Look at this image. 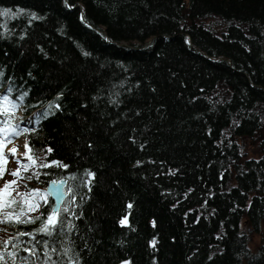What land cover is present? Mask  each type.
I'll use <instances>...</instances> for the list:
<instances>
[{
	"label": "trees",
	"instance_id": "obj_1",
	"mask_svg": "<svg viewBox=\"0 0 264 264\" xmlns=\"http://www.w3.org/2000/svg\"><path fill=\"white\" fill-rule=\"evenodd\" d=\"M0 90L71 209L7 264H264V0H0Z\"/></svg>",
	"mask_w": 264,
	"mask_h": 264
},
{
	"label": "snow or ice",
	"instance_id": "obj_2",
	"mask_svg": "<svg viewBox=\"0 0 264 264\" xmlns=\"http://www.w3.org/2000/svg\"><path fill=\"white\" fill-rule=\"evenodd\" d=\"M7 14V11L4 13ZM87 55V53H85ZM17 105L9 100L8 96H2L0 97V161L7 162V157L3 152V149L6 147L7 143H10L11 140L15 137H18L19 135L25 133L28 131L27 128L21 129L19 125L11 124V119L14 117V112ZM51 107V106H50ZM47 115V113H45ZM26 150L29 148V144L26 141L25 143ZM16 149H12L9 155H14ZM49 152L51 149L48 150ZM30 159V158H29ZM16 163L21 164L20 158H16ZM53 164H55L58 167H64L66 168L67 165H60L58 162L53 161ZM35 162L29 164V163H23L21 164V168H18L16 170L11 171L10 175L15 177V179L11 181H5L3 189H0V210H4L7 208H10L14 205L20 204L21 208L20 211L13 213H10L8 211H0V224H9V223H16V224H27V223H33L36 220L41 221V227L37 230L39 233L47 236L52 237L54 233L56 232L57 228L59 227L61 229V232L64 231L65 228V218L62 215V213H70L71 209L67 206L61 208L57 206L56 204H53L51 206L50 211L48 212V215L46 219H42L41 215H36L34 217L28 216V212H40V209L43 208L45 205L48 204V198L53 197L56 193L55 191H49L44 190L40 191L38 189H30L28 192H20L18 190L19 188V182L22 180H32L33 178H39L40 173L39 172H33L31 175L24 176L22 174L21 169L23 172L29 171L31 167H35ZM41 168L50 167L49 164H40L38 165ZM6 168L3 164H0V179H3L5 174ZM88 177L91 178L94 176V173L88 172ZM74 179V177L72 178ZM89 183L91 180L89 179ZM66 181H56L52 180L50 181L49 187L51 189H58L59 185L65 184ZM12 186L13 191L16 192V197L12 198L11 200H7L6 197L10 195L8 192V189ZM24 187H27V185H24ZM69 192H71V188H69ZM31 201V202H29ZM70 203H75V197H73L72 201ZM25 205L27 207V211H25ZM128 208L131 209L132 205L129 204ZM72 216L75 219H79L80 217L76 215L75 213H72ZM127 217H125L121 224H126ZM153 226H155V222H153ZM76 226L71 222V220H68L66 225L67 233H71ZM21 236L23 235H31L30 233H20ZM33 239L35 240V236H33ZM11 241H6L5 245L10 244ZM37 244L41 243V241H36ZM46 251H44L43 255L45 257V260L42 262V264H48L49 261H51V264H57L56 261L52 260V253L57 252V249L55 247H49V240L42 241ZM152 245L155 246L156 241L153 240ZM14 248L18 247V245H13ZM25 252L29 254V256H36V248L33 247L31 249L25 248ZM72 249L70 247H64L62 250V254L66 257H68L67 264H79V257H73L71 255ZM16 252H8L7 256L12 259V264H16ZM0 264H7V260L5 259V253L0 252ZM21 264H30V261L28 257H21ZM127 264V262H126Z\"/></svg>",
	"mask_w": 264,
	"mask_h": 264
},
{
	"label": "rangeland",
	"instance_id": "obj_3",
	"mask_svg": "<svg viewBox=\"0 0 264 264\" xmlns=\"http://www.w3.org/2000/svg\"><path fill=\"white\" fill-rule=\"evenodd\" d=\"M186 2H188V0H186ZM21 115H22V110L20 108L15 110V116L16 117H21ZM28 117L29 116L24 117L21 120V122H26L27 124L31 125L32 121L29 120ZM17 121L19 123H21L18 118H17ZM25 143H26V140H25L24 136L19 135L18 137L13 138L10 143H7L6 147L3 149V152L7 157V162L5 163L4 161H0V164H3L4 167L6 168L3 179H0V189H3L5 181H11V180L15 179V177L11 176L10 173L13 170L21 168V164H23V163L31 164L34 161L35 165H37L35 167H31L29 169V171H27V172H23V170L21 169L22 174L24 176L31 175L33 172H39L40 167L38 165H40L42 163L43 164H50L48 162H45L40 154H37L36 156H32L31 154H29L30 153L29 148L26 150ZM12 149H16L15 154L9 155V153L11 152ZM247 152L252 153L251 148H248ZM16 158H20L21 164L16 163ZM24 185H27V187H24ZM13 187H15V186H12L8 189V192L10 193V195L8 197H6L7 200H11L12 198L16 197V192L12 190ZM30 189H38L40 191H44L45 186H41L36 178H33L30 181L25 179V180H22L19 182L18 190L20 192H28ZM29 202H31V201H29ZM20 208H21V205H14L10 208L0 210V211H8L10 213H13V215H14L15 212L20 211ZM25 211H27L26 205H25ZM35 213H37V212H28L27 214H28V216H30V215L35 214ZM2 225H4V224H0V241H3V239H5V237L9 233V229L6 227L3 228ZM261 228H262V231H264V226L260 227V229ZM260 238H261L260 234L257 235V234L252 233L251 238H250L251 241L249 242V248L252 250L256 249V247L260 243Z\"/></svg>",
	"mask_w": 264,
	"mask_h": 264
},
{
	"label": "water",
	"instance_id": "obj_4",
	"mask_svg": "<svg viewBox=\"0 0 264 264\" xmlns=\"http://www.w3.org/2000/svg\"><path fill=\"white\" fill-rule=\"evenodd\" d=\"M62 180L66 181V178L63 177V178H60V179H58L56 181H62ZM50 181H52V180H50ZM50 181L46 184L45 190L47 189L49 191H55L56 194L53 197H51V198L54 200V204L59 206L61 201L65 197V194H66V192L64 190V187H65L66 183L62 184V185H59V188L54 190V189H51L49 187Z\"/></svg>",
	"mask_w": 264,
	"mask_h": 264
},
{
	"label": "bare ground",
	"instance_id": "obj_5",
	"mask_svg": "<svg viewBox=\"0 0 264 264\" xmlns=\"http://www.w3.org/2000/svg\"><path fill=\"white\" fill-rule=\"evenodd\" d=\"M21 141V140H20ZM66 195V194H65ZM51 198V197H50ZM51 200H52V202H53V204H54V200L51 198ZM61 203H62V201H61ZM61 203H60V205H59V207L61 206Z\"/></svg>",
	"mask_w": 264,
	"mask_h": 264
}]
</instances>
